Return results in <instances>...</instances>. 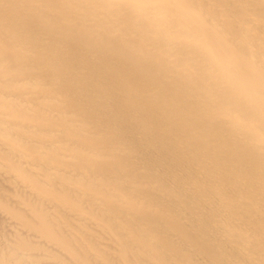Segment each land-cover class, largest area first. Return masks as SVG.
I'll return each instance as SVG.
<instances>
[{"label": "bare ground", "instance_id": "obj_1", "mask_svg": "<svg viewBox=\"0 0 264 264\" xmlns=\"http://www.w3.org/2000/svg\"><path fill=\"white\" fill-rule=\"evenodd\" d=\"M0 264H264V0H0Z\"/></svg>", "mask_w": 264, "mask_h": 264}]
</instances>
